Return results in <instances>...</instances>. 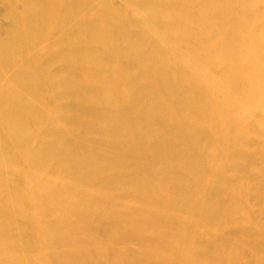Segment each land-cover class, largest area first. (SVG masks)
Returning a JSON list of instances; mask_svg holds the SVG:
<instances>
[{
    "label": "bare ground",
    "instance_id": "6f19581e",
    "mask_svg": "<svg viewBox=\"0 0 264 264\" xmlns=\"http://www.w3.org/2000/svg\"><path fill=\"white\" fill-rule=\"evenodd\" d=\"M141 1L150 9V21L152 19L160 30L170 33L205 63L221 67L217 68L223 78L217 76L229 83L257 112L264 100V39L251 38L257 41L256 45L252 42L242 45L234 32L236 18L247 19V4L241 0ZM14 2L22 9L8 8L5 16L12 24L5 35L0 36V111L6 154L11 158L22 157L32 166L61 170L84 180H90L87 170L91 167L103 178L108 175L103 179L106 187L111 188L117 182H131L147 199H162L172 208L191 207L190 197L195 194L194 200L198 203L207 201L199 205L197 211L214 220L221 219L219 225L225 228L233 218L244 217L247 211L243 212L242 201L233 195L230 200L227 196L232 192L228 187L211 189L194 180L196 173L193 176L177 174L166 168L167 165H132L125 159L114 158L115 150L110 151L113 156L110 152L105 155L112 148L101 154L77 141L96 137L106 142L112 137L113 142L116 141L114 137L127 143L135 141L139 151L166 159L165 162L173 161V165L174 162H186L193 170L216 172L212 165L219 149L226 145L242 146L245 139L239 138L237 123L222 111L221 103L219 105L193 75L187 76V69L184 72L183 66L179 68L172 59L166 58L170 54L164 55V51L156 46L157 42L156 45L152 43L150 37L132 23L122 25L117 21L115 24L116 11H112L107 0ZM259 6L264 11V0ZM211 22L217 23L222 34L213 31L203 34L200 27ZM51 32L56 33L53 42L48 41ZM245 51L248 55H244ZM56 63L58 69L54 72L52 67ZM4 76L11 78L10 83L13 80L21 84L27 93L42 102L46 103L48 94L53 105L62 100V108L54 105L53 109L68 123L70 136L45 124L46 116L32 101L10 90L9 83L11 88L8 89ZM203 114L208 117V120L205 118L207 122L202 120ZM261 120L264 122V115ZM210 129L214 130V137L207 135ZM41 131H44L43 137ZM116 145L119 149L118 143ZM242 154L249 163L253 160L257 164L259 158L262 160L259 151L249 154L244 150ZM180 166L178 164L179 169L184 167ZM4 173L0 168V256L11 264H23L15 248V232L7 211L12 201L18 206L21 217L29 264H118L123 256L128 254L129 257L131 249L126 251L127 254L121 250L125 254L122 257L121 253L116 254L117 251L110 253L106 243L99 240L102 237L95 234L98 230L93 231L104 220L113 222L115 227H112L129 247L128 242L136 243L137 247H132L136 264H243L241 261L245 260L236 259V248H230L232 243L223 241L213 245L188 224L165 220L158 223L148 219L149 214L136 223L126 212L119 210L121 207L114 206L113 213L108 212L107 207L108 214H104L100 211L102 205L93 207L88 196L75 195L62 188L40 191L33 181L19 180L12 173L6 179ZM216 180L220 181V178ZM46 192L51 200L47 199ZM225 196L230 200L229 205L225 203L227 206L224 205ZM53 215H57L56 222L51 221ZM75 218L83 223H69V219ZM111 229L107 231L110 234ZM145 229L151 233L152 240H148ZM108 235L106 238L113 237ZM252 235H255L256 248L264 252V227ZM130 262L134 264L133 260Z\"/></svg>",
    "mask_w": 264,
    "mask_h": 264
},
{
    "label": "rangeland",
    "instance_id": "374dc122",
    "mask_svg": "<svg viewBox=\"0 0 264 264\" xmlns=\"http://www.w3.org/2000/svg\"><path fill=\"white\" fill-rule=\"evenodd\" d=\"M107 1L110 3L112 11L113 12L116 11L115 12L116 18H118V19L115 21V24L117 21L120 22L119 24L123 23L122 25L132 23L133 26H136L135 28H139L141 31L145 32L150 37V41L152 43L155 44L157 42V45L156 44L155 45L164 51V52L162 51L164 53V55H166L165 54L166 52H167V55L168 54L171 55V56L168 55L166 58H168L169 60L172 59L173 62H175L176 66H178L179 68H181L183 66L181 68V69L184 68L183 71L187 69V72L186 71H184V72H186V74L188 72L191 73L190 75H188L189 74L188 73L187 76L193 75L194 78L193 77L192 78L196 81H199L201 86L204 87L203 89H206V91H209V93L212 94V95L210 94V96H212L213 99L215 98V100L219 103V105L221 103V107H223L222 111L224 113L227 112L226 115H228V117L230 115V118L233 119L235 121V123H237L238 129L240 131L239 134L241 135V136L239 135V138L241 137L242 141L244 139L245 140L247 139L248 142L244 140L243 142H241V143H243L242 146H240L239 144H236L233 146L232 145L231 146L226 145L224 148H220L218 153H217V160L215 157L216 162H214V165H212V166H215L216 172H213V171L209 172V170H207V169H205V170L204 169H201V170L194 169L193 170V168L189 167L186 162H184L185 164H183V162H179V163L174 162V165H173L172 160H171L172 162L166 161V162H169L168 163L169 166H168V164L165 162L166 159L158 158V157L155 158V156H153V155L151 156L149 153H144L141 150L139 151L138 149H140V147L135 141H130L127 143V142L121 141L120 138L116 139V137H114L115 140L116 141L118 140L119 142L118 141L113 142V140H114L113 137L111 140H107V142H106V140H100L98 137L88 138V139L80 138V139H77V141L82 142L81 145L82 146L84 145L85 148L90 149L89 147H91V149H94L101 154H104L105 151H108L107 148H109V149L112 148L113 150L111 149L107 153L105 152L106 153L105 155L109 154L110 151L113 152L115 150V152H113L114 158L119 157V158L125 159V160H127L128 163L129 162L132 163V165L137 164V165H140L142 167H152L153 164L156 167H162V165L164 167V165L165 166L167 165L166 168L173 170L177 174L178 173L182 174V175L183 174L184 175H191L192 174V176H193L194 173H196V174L199 173L198 175L194 174V176H193V177H195L194 180H199L201 184L208 185V187L211 189L212 188L216 189V188H220V187H228L231 190L232 194L230 193L228 196L227 195L226 196L229 197L230 200L232 198V195H233V197H236L237 199L239 198L242 201L241 202L242 205L244 206L243 212L247 211L248 214L247 213L246 214L249 217L246 214H244V217L242 219L233 218L231 221H229L230 222L229 225H227V227L225 228V227H222L221 225H219V222L221 219L219 221H217L211 217H207L206 215L204 216V214L197 211L198 206L201 205L203 202L205 203L207 201L203 200V201L198 203L197 200H194L195 194H193V195L191 194V197H190L191 205L193 204L191 207H187L184 209H177V208L170 207L162 199L156 200L155 198L148 197V199L150 201H146V200H148L147 197H145L144 194H142L143 192L140 191L139 188L137 186H135V184L132 185L131 182L130 183L129 182H126V183L117 182L111 188H109V186L106 187V185H104L105 183L103 182V179H105V177L108 175L106 174V176L103 178L93 170L94 168H91V167H89L87 170L89 177H90V180H84L80 176H77V175L74 176L73 174L69 175V173L62 172L61 170L60 171L59 170L53 171L51 169H45L43 167H39L36 165L32 166V165L28 164L24 160V158H22V157L11 158L8 154H6L7 151H6L5 140H4L5 134H4L3 126L1 123V111H0V168L5 172L4 175L7 174L5 176L6 179H8L10 173H12L19 180H27V181L31 180V181H33V183L36 185V188L40 191H47V189L48 190H54L55 188H62L68 192L74 193L75 195L88 196L92 199L91 203H92L93 207H94V205H95V207L100 206L99 204L102 205V208H101L102 210H100V211L104 214H108V213H106L107 209H108V212L113 213L114 206H115V208L121 207V208H119V210L126 212L125 214H128L127 215L128 217L131 216L129 219H131L133 221L136 220V221H134L136 223L140 222L141 219H143V217L145 218L146 216H148V214H149L148 219L155 221V222H158V223L161 222L162 220L170 221V222L185 223V224L190 225L191 227H194L195 233L197 235L200 236L202 234L201 236L204 235L205 239L208 238V239H206V241L211 240V243H214L213 245H215V243H216V245L218 243H223V241H225V244H229L228 242L232 243L231 246H233L234 248L230 247L231 250L235 249V248L237 249V250L235 249L236 259L238 261H241V259L242 260L245 259L244 260L245 262L241 261V262H243V264H254V263L255 264H264V252L261 251L260 249L256 248L257 246H256V242H255V235H252L253 232L258 231L259 229L264 227V226H262V225H264V212H263L264 211L263 210L264 209V205H263L264 204V186H263V184H264V152L262 151V149H264V131H263L264 130V122H262V120H261V117L264 115V100H262L263 103L258 107L259 111L257 110V112L252 107L247 105L241 99L240 95L236 94V91L231 87V85L229 83L225 82L224 79L219 78V77H222V75H220V73H219L220 69H222L221 67H219V66L213 67V66L205 63L199 57L190 53V51L187 50L183 45H181V43L177 39L172 37L170 33L166 32V31L163 32V30H160L155 25V23L152 19L150 21V18H151V16H149V15H151L150 9H149V7H147V5L145 3H143V1H141V0H107ZM241 1H243L244 4H247V7H248L246 9L247 19H244V18H241L238 16L235 20V26L234 27L236 28V30H234V32L236 33L238 40L240 41V43L242 45H245V44L247 45V43H250V42H252L256 45L258 40H261L262 38L264 39V11L261 8V6H259L260 3H263V0H241ZM9 7H14L17 9V11L22 9V6L16 2H14V0H0V36L5 35V31L12 24V22L10 20H8L5 16L6 11L8 10ZM117 12H118V14H117ZM207 16L209 17V15H207ZM148 19H149V21H148ZM118 22H117V24H118ZM212 22H211V24H203V26L200 27L203 34L212 33V31L214 33H217V32L221 33L220 27H218L217 23L212 24ZM154 26L157 29H155ZM219 33H218V35H219ZM55 34L56 33L51 32L48 35V41L49 42L50 41L53 42V40H55L54 39V37H56ZM112 35H113V37H117V34H115V33H112ZM199 35H200V33H199ZM251 38L255 39L257 41L252 40ZM177 42H179V43H177ZM260 49H262V48H260ZM244 55H248V53H246V51H245ZM169 56H170V58H169ZM217 67H219L220 69ZM57 69H58V64L56 63L53 65L52 71L55 72ZM217 75H219V77ZM9 79H11V78H9ZM9 79L7 76H4V80L6 81V87H8V89H10L12 86V88L10 90L15 91L17 93L19 92L21 95H23L24 97H26L27 99L32 101L36 105V108L38 109V111H40L41 113H43L46 116L45 117V121H46L45 124H48L49 127L53 128V129L55 128L56 130H60L64 134H66L67 136H70L71 133H70L69 128H68L69 127L68 123L66 124V121L63 120L64 118L62 117V115L59 113H56V111L53 109L54 105H55V107H61L62 108V105H64V102L62 100H61L60 104H56V102H54V105H53L52 104L53 103L52 98L48 94L46 103L42 102V101L32 97V95L29 92L27 93V90L25 88H23L21 84L18 83L19 84L18 85V84H16L17 82L14 83L13 80H11L12 82L10 83ZM7 83H9L11 86ZM17 85H18L19 89L17 88ZM20 85H21V87H20ZM23 89H25V90L22 91ZM213 96H215V97H213ZM50 110H51V112H50ZM45 111H47V112H45ZM258 112H260L263 115H261ZM48 113H50V114H48ZM55 117H57V118H55ZM202 117H201L202 120L204 122H207L208 117L205 116L204 114L202 115ZM205 118L207 120H205ZM61 119H62V121H61ZM236 119L238 120L237 122H236ZM54 120L56 122H54ZM181 121L184 122V119H181ZM258 121L259 122L261 121L260 123H262V124L258 123ZM57 124H58V126H57ZM259 124L261 125V127ZM60 127H62L63 129L62 128L60 129ZM243 128L245 131L243 130ZM64 129H66V130H64ZM211 129L208 131L207 135L210 137H214L215 132H214V130H211ZM247 130L249 132L251 131V134H249V132ZM242 131H244L243 132L244 134L242 133ZM212 132L214 135H212ZM246 132H248L247 134H249V135H247ZM43 133H44V131H41V133H40V135L42 137H43ZM246 137H249L250 139L254 138V140L252 139V141H250L249 138H246ZM84 141L86 142V144L85 143L83 144ZM104 141H105V143H104ZM111 141H112V144H111ZM89 143H91V144H89ZM103 143H104V145H103ZM116 143H118L119 149H118V146L116 145ZM126 144H128L127 145L128 147L126 146ZM248 144H250V145H248ZM245 145L248 147H246ZM99 146H101L103 148H101ZM135 147H136V150L134 149ZM244 147H246L244 150L246 152H248L249 154H254V153L259 151L261 153V157H262L261 159L262 160L260 161L259 160L260 158H259L257 164H256V161H253V160H251L249 163L248 158L246 156H243V154H242V151H244L243 150ZM218 148H219V146H218ZM124 149H126V150H124ZM129 149L133 150V151L129 152L130 151ZM221 149H222V151H221ZM123 151L124 152L127 151V152L122 153ZM111 152H110V156H113V154ZM239 152H241V153H239ZM130 153H132V154L130 155ZM223 153H224V155H223ZM7 155L11 159L8 158ZM121 156H125V157L123 158ZM131 156H134V157H131ZM135 156H137V157L139 156L140 159H139V157L137 158ZM152 158H153V160H152ZM143 159L145 160V162H143L144 161ZM226 159H227L228 163L226 162ZM146 161L149 163H147ZM142 163H144V165H142ZM175 163L177 165H175ZM178 164L181 165L180 167H182V165H183L184 167H182V168H184V169H182V168L179 169ZM186 165H187V168H189V170L188 169L186 170ZM227 165H228V167H227ZM190 170L193 173H190L191 172ZM184 172H186V173H184ZM7 176H8V178H7ZM94 176H96V177H94ZM94 178L97 179L98 181L95 180ZM217 178H220V181L216 180ZM221 178H222L223 182L221 181ZM99 180L102 182L100 183ZM227 180H231V181H227ZM228 183H230V184L228 185ZM117 184H119V185H117ZM103 185L105 186L104 188H103ZM133 186L135 187V189ZM136 188H138V189H136ZM138 192L141 195L136 194ZM44 194H46V196H47L49 193L46 192ZM131 194L135 197H133ZM226 196L224 197V199H226ZM47 197H48L47 198L48 200L52 199L50 196H47ZM243 198H245V199H243ZM11 200H13V199H10V201ZM230 200H228V198L226 200H224V205L227 206V204H225V203H228V202L230 203ZM246 201H247V204L244 203ZM229 203H228V205H229ZM104 206H106V207L104 208ZM9 208L7 211L10 214L11 223L13 225L12 227H13V230L15 232V234H14L15 248H16L17 253L19 254V256L21 258L22 263L23 264H29L28 262L30 260L28 258V247H27V243H26V240L24 237V231L21 228L22 227L21 217H20V214L18 213L19 212L18 206L16 205L15 201H12L10 203ZM124 208H125V210H124ZM133 210H134V212H133ZM131 212H133L134 216L132 215ZM154 215L157 216L158 218L155 217ZM55 216L53 215V217L51 218V221H54V222L57 221V215H55ZM155 218L160 220V221L156 220ZM69 220H70L69 223H71V224L75 223L76 225H81V223H83L81 220L78 221L76 218L75 219H69ZM72 220L73 221L76 220V221L72 222ZM108 222L110 223L111 221L110 220L109 221L104 220L99 225H97V229L96 228L93 229L94 232L98 230L97 232H95V234L97 233L96 235H98V238L102 237L101 239H99L101 241V243L104 241L102 244L106 243L105 245H107L109 247L108 249H110V253L117 251L116 254L121 253L120 254L121 257L123 255L127 254L126 251L129 252L130 251L129 249H131V252H129V257L127 256L128 254L126 255V257L123 256L124 257V258L122 257L123 260L119 261L118 264H131L130 261H132V260H133V262L134 261L137 262V260L133 257L134 255L132 253V249H133L132 247H134L136 245V243L134 241L133 242L131 241V243L128 242L130 244V247H129V245L127 243H125V240L122 239V237L119 236L118 233H116V230H115L116 228L114 229L115 226L113 225V222H111L112 224L111 223L109 224ZM14 223H15V225H14ZM112 226H114V227H112ZM110 229H111V234L107 232ZM145 231H147V230L145 229ZM200 231H202V233ZM147 232L146 233L148 234V240H150L152 238V235H151V233H149V231H147ZM134 233L135 232H133V234ZM108 234L111 235V237L115 236V239H112L113 237L111 239L109 237H108L109 239L106 238V236ZM205 235H206V237H205ZM105 238H106V240H109V242L106 241ZM204 238L202 240H204ZM116 239H117V241H116ZM119 239H122V240L119 241ZM216 240H219V241L216 242ZM119 244H120V246H118ZM122 244L124 245V248L127 247L126 250L123 248ZM235 246H237V247H235ZM116 247L120 248V250L116 249ZM136 247H137V245H136ZM238 247H239V250H238ZM121 250H123V253H125V254H123ZM237 251H239V252H237ZM25 254H27V255H25ZM241 254H242V256H245V257L241 258L239 256ZM126 258L129 260H124ZM136 262H134V264H136ZM0 264H11V262L7 258H5L4 256L1 255L0 256Z\"/></svg>",
    "mask_w": 264,
    "mask_h": 264
}]
</instances>
